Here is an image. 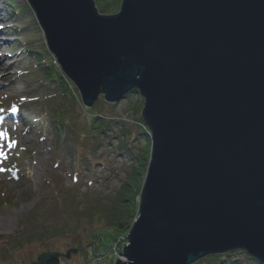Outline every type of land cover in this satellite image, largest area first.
Segmentation results:
<instances>
[{"label": "water", "instance_id": "1", "mask_svg": "<svg viewBox=\"0 0 264 264\" xmlns=\"http://www.w3.org/2000/svg\"><path fill=\"white\" fill-rule=\"evenodd\" d=\"M91 108L136 90L151 131L138 215L116 264L264 263V0H28ZM56 251L30 264H56Z\"/></svg>", "mask_w": 264, "mask_h": 264}, {"label": "rangeland", "instance_id": "2", "mask_svg": "<svg viewBox=\"0 0 264 264\" xmlns=\"http://www.w3.org/2000/svg\"><path fill=\"white\" fill-rule=\"evenodd\" d=\"M7 1L0 0V264H30L43 252L66 254L73 248L79 250L56 264H116L124 258L128 241L120 239L128 233L109 238L107 218L96 209L123 188L136 159L118 153L117 138L101 143L92 118L98 112L120 114L119 120L130 123L142 117L144 99L132 92L110 103L101 95L89 108L68 78L70 95L53 96L35 66L40 61H31L21 49L38 51L43 61L59 67L36 15L28 0H11L8 7ZM94 1L106 15L117 13L122 3ZM40 113L42 123L36 118ZM55 114L64 119L58 131L52 128ZM128 140L138 156L147 147L151 156L148 136ZM143 170L140 166L132 184L138 211ZM97 232L104 233L101 240ZM92 238L97 241L94 252L88 244Z\"/></svg>", "mask_w": 264, "mask_h": 264}, {"label": "trees", "instance_id": "3", "mask_svg": "<svg viewBox=\"0 0 264 264\" xmlns=\"http://www.w3.org/2000/svg\"><path fill=\"white\" fill-rule=\"evenodd\" d=\"M108 2L109 4L115 2L114 4L118 5L119 0H103ZM7 7L12 6L13 2L11 0L7 1ZM115 5V6H116ZM21 49H23L26 53V56L29 58H36L40 63L36 66L37 70H39L43 75V83L47 86L48 90L53 96H69L70 91L68 87V83H71L64 73L62 72L61 68L54 66L53 64H48L46 61H43L41 56L39 55L38 51H33L31 48L22 45ZM42 62V63H41ZM72 84V83H71ZM54 97H50L53 99ZM120 115V114H119ZM118 114H104L102 112H98L92 118L93 124L95 127L99 128V136L104 141L107 142L114 138L119 139L118 143V153L119 154H127L126 156L130 158H135L136 160L132 165V172L130 173L129 177L124 179L123 188L117 190V194L113 197L107 198L104 202L101 203L99 207H97V214H100V217H106L107 227L110 229L111 233H109V238L117 237L121 233H129L132 225L136 219L138 214L137 206L134 204V196H135V186L132 185L134 183L133 177L136 173H140V166L144 168L143 171H147L148 163L150 157L148 156L150 148L147 147L143 149V153L136 154V148L130 144L128 138L132 137L133 140H136L137 136L141 137L145 135L147 137L146 132L137 125L138 122H143V117H135L136 119H132L130 123L123 122L119 120ZM142 115V114H141ZM37 121L42 123L43 122V115L40 113L37 117ZM54 126L52 127L54 131H58V129L64 124V119L60 117V114H55ZM128 124V125H127ZM137 125V126H136ZM129 128L131 130H129ZM114 131L119 133H114ZM115 135H113V134ZM97 136V134H96ZM134 136V137H133ZM113 141V140H112ZM149 146V145H148ZM68 151V150H67ZM131 187L133 189H131ZM127 190V191H126ZM126 191V192H125ZM95 210V211H96ZM88 212V211H87ZM89 215V213H88ZM89 216H92L91 214ZM106 227V229H107ZM61 229L67 228L66 225H62ZM60 229V230H61ZM98 234V232H97ZM106 235V234H105ZM115 235V236H114ZM103 234H98V240H101ZM94 238H92V242L88 244L91 245V250L94 252L96 250V242ZM95 243V244H94ZM76 247H79L80 250L84 249L85 246L81 245L80 243H75ZM193 264H264L256 257L248 254L244 250H234L229 251L225 254H212L205 256L198 261L194 262Z\"/></svg>", "mask_w": 264, "mask_h": 264}, {"label": "built area", "instance_id": "4", "mask_svg": "<svg viewBox=\"0 0 264 264\" xmlns=\"http://www.w3.org/2000/svg\"><path fill=\"white\" fill-rule=\"evenodd\" d=\"M123 239H124L123 237L120 239V240H121V242L123 241Z\"/></svg>", "mask_w": 264, "mask_h": 264}, {"label": "bare ground", "instance_id": "5", "mask_svg": "<svg viewBox=\"0 0 264 264\" xmlns=\"http://www.w3.org/2000/svg\"><path fill=\"white\" fill-rule=\"evenodd\" d=\"M133 92V91H132Z\"/></svg>", "mask_w": 264, "mask_h": 264}]
</instances>
